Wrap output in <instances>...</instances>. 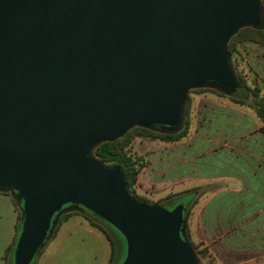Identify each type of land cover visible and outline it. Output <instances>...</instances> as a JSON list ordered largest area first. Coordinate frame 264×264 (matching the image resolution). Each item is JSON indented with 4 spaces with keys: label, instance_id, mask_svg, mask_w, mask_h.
I'll return each instance as SVG.
<instances>
[{
    "label": "water",
    "instance_id": "1",
    "mask_svg": "<svg viewBox=\"0 0 264 264\" xmlns=\"http://www.w3.org/2000/svg\"><path fill=\"white\" fill-rule=\"evenodd\" d=\"M264 30L263 0H0V193L22 218L13 264H32L65 214L126 240L122 264H200L187 208L133 195L95 152L134 128L177 133L191 91L244 88L231 40Z\"/></svg>",
    "mask_w": 264,
    "mask_h": 264
},
{
    "label": "rangeland",
    "instance_id": "2",
    "mask_svg": "<svg viewBox=\"0 0 264 264\" xmlns=\"http://www.w3.org/2000/svg\"><path fill=\"white\" fill-rule=\"evenodd\" d=\"M234 56L245 84L260 88L264 97V46L253 41L238 43ZM213 90L189 94V127L181 141L153 140L138 131L132 134L128 155L138 167L144 166L136 195L149 204L176 199L169 206L172 209L180 204L177 196L199 189L193 199L196 204L188 210L187 236L200 264H264V244L258 237L264 233V194L259 193L264 192V178L255 182L259 191L251 180L253 173L264 174V135L258 131L263 124L254 108L237 105ZM228 198L238 203L237 215L250 208V218L258 216L249 230L242 231L247 237L242 242L249 245L246 250L223 247L215 241L216 227L208 222L225 218L228 209L217 206ZM223 228L225 232L230 229ZM109 232L121 241L114 230Z\"/></svg>",
    "mask_w": 264,
    "mask_h": 264
},
{
    "label": "trees",
    "instance_id": "3",
    "mask_svg": "<svg viewBox=\"0 0 264 264\" xmlns=\"http://www.w3.org/2000/svg\"><path fill=\"white\" fill-rule=\"evenodd\" d=\"M264 4V0H263ZM246 41H253L255 43H260L264 46V30L260 29H254V28H244L242 29L230 42L229 44V50L231 54L234 56L235 52L237 50V44L243 43ZM235 58V56H234ZM236 63V59H235ZM237 66V63H236ZM238 69V66H237ZM239 72V70H238ZM240 74V72H239ZM241 76V75H240ZM243 81L244 88L237 91L232 96H227L226 94L218 91L213 90L215 93H218L222 97H228L233 103L240 105V106H248L250 108H254L256 110L257 117L262 122V127L258 130L259 133L264 135V97L261 96V89L251 88L247 86L241 77ZM201 90V89H200ZM192 92V91H191ZM190 92V93H191ZM189 106H190V98H189ZM189 106H188V118L186 121V125L183 130L175 133L169 128L161 127V126H154L152 130L144 129V128H134L131 130L126 136H124L122 139L117 140L116 142L112 143H105L101 145L95 152L96 156L104 161L108 165H118L123 168V171L125 173L129 189L131 193L135 196L136 195V186L138 184V176L140 175L142 169L144 168L143 165L138 167V163L133 160L132 156L128 155V147L131 144V136L135 131H138L139 133H144L145 137L153 140H159L163 142H178L184 139L187 135L188 127H189ZM199 190V189H198ZM193 190L186 194L177 196L180 199V204H184L187 208L186 216L188 218V210L192 209V205L196 204V200L193 201V199L196 197V191ZM259 189H256L258 191ZM192 193V195H190ZM261 194H264L263 191L259 192ZM189 196V197H188ZM174 197H170L168 199H172ZM244 198V197H243ZM172 202L164 203L162 206L167 208L168 210H173L176 205L171 209L169 208L170 205H172L176 199H172ZM247 201V199H246ZM244 200V203H246ZM251 201V200H250ZM16 203V202H15ZM17 206V203H16ZM261 204H258V207H260ZM238 207V203L235 202L234 198H228L227 200H224L223 202L219 203L217 206V209L221 208H227L228 213L226 214L225 218H223L222 221H212L209 220L208 222L211 223L216 227L217 233L215 234V241H218L219 244H221L223 247H227L229 249L233 250H240L248 249L249 245L247 243L242 242L244 239H247L245 235L242 234L243 229L249 230L248 226L253 224L255 220L258 219V216H255L253 219L250 218L251 211L250 208H247L245 210V213L242 215H237L236 209ZM18 209V207H17ZM19 211V210H18ZM79 214V213H72V214H65L61 217L59 227L61 224L66 221L69 217L72 215ZM85 219H87L89 222H91L92 225L100 228L109 238V240L112 243L113 246V255L111 258L110 264H122L123 261L126 258L127 254V244L125 238L110 224H108L106 221L101 219L100 217L96 216L95 214L86 211L85 214H80ZM241 224V225H240ZM224 225L226 227H230L228 232H225ZM21 226H22V218L21 214L19 212V220H18V226H17V236L15 243L13 246L9 249L7 252V261L9 264H13V256H14V250L17 244L18 237L21 232ZM57 229V231H58ZM114 230L121 238V241H119L116 237H114L113 234H111L109 231ZM56 231V233H57ZM55 233V234H56ZM250 237V236H248ZM260 239V242L262 240V243L264 244V233H262L260 236H258ZM116 240V242H115ZM121 243V244H119ZM118 245V248H117ZM262 246V245H261ZM38 258V257H37ZM37 258L33 261L32 264H36Z\"/></svg>",
    "mask_w": 264,
    "mask_h": 264
},
{
    "label": "crops",
    "instance_id": "4",
    "mask_svg": "<svg viewBox=\"0 0 264 264\" xmlns=\"http://www.w3.org/2000/svg\"><path fill=\"white\" fill-rule=\"evenodd\" d=\"M261 173H253L251 177L254 190L255 182L264 178ZM18 220L15 200L10 194L0 193V264H9L7 252L15 243ZM112 255L113 246L107 235L82 215L75 214L61 224L36 264H110Z\"/></svg>",
    "mask_w": 264,
    "mask_h": 264
}]
</instances>
